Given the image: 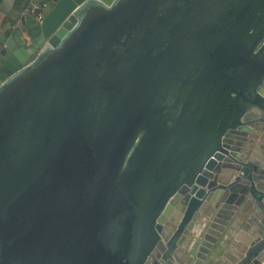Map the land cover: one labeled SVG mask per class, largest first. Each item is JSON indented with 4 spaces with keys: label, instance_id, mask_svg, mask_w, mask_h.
Listing matches in <instances>:
<instances>
[{
    "label": "water",
    "instance_id": "water-1",
    "mask_svg": "<svg viewBox=\"0 0 264 264\" xmlns=\"http://www.w3.org/2000/svg\"><path fill=\"white\" fill-rule=\"evenodd\" d=\"M52 1L0 23V264H203L233 215L215 264H263L264 176L229 189L262 171L264 134L237 151L264 127V0Z\"/></svg>",
    "mask_w": 264,
    "mask_h": 264
},
{
    "label": "flooded vegetation",
    "instance_id": "flooded-vegetation-1",
    "mask_svg": "<svg viewBox=\"0 0 264 264\" xmlns=\"http://www.w3.org/2000/svg\"><path fill=\"white\" fill-rule=\"evenodd\" d=\"M47 1V0H46ZM48 2V1H47ZM49 3V2H48ZM49 6H50V4H49ZM24 8V7H23ZM22 8V9H23ZM260 88H262V86H260ZM249 119H251L252 121H251V123L253 124V125H264V116H262V114H255L254 116H251V117H249ZM262 134H264V127H263V129H262V131H260L258 128H256V127H252V130L249 132V135L250 136H248L245 140L246 141H243V143L244 144H253V143H251V142H255L256 140H258V143L260 142V138L262 137ZM250 145V146H251ZM245 145H242L240 148H246V147H244ZM250 149V148H249ZM237 153H240L241 155H248V157H250V154H251V152H250V154H248V152H244V151H241V149L239 150V151H237ZM246 153V154H245ZM262 158L264 157V154L263 155H260ZM248 157H244V156H241V157H236V160L237 161H234V163L235 164H240L241 166H242V162H247L248 161ZM261 158V159H262ZM258 161H260L261 162V169L260 170H262V171H258L257 173H255V171H253V169H251V171L249 172V174H251L250 175V179L247 181V183H246V186L249 188L248 189V194L250 193V187H251V181H253L252 180V178H253V175L255 174L256 176H258V175H262V176H264V173H262L263 171H264V159L263 160H260V159H258ZM233 163V164H234ZM263 166V167H262ZM235 173H237V171L235 172ZM234 180V178L233 179H231V181H233ZM260 182H262V183H260ZM264 183V180H262L261 178L259 179V177H258V180H255V181H253V183L252 184H254V185H256V188H254L255 190L253 191V192H258V193H260V192H263V187H262V185H264L263 184ZM213 191V193H212V196L213 195H215L216 194V189H214V190H212ZM252 193V192H251ZM227 194H228V192H223L220 196H219V199L216 201V204H215V206H218V204H220V203H222L223 201H224V198L225 197H227ZM229 194H233V192H232V190L230 189L229 190ZM247 194V195H248ZM239 195H240V197H242L243 195L241 194V193H239ZM252 195H253V193H252ZM246 198L247 197H245V199L243 200V201H245L246 200ZM244 202H242L241 204H243ZM234 205V204H233ZM239 206H242V205H239ZM237 207L236 209V211H234L235 213H237L238 212V210H240V207ZM250 212V211H249ZM248 211L247 212H245L244 213V215H248V213H249ZM232 218H242V217H238V216H235V215H233L232 216ZM200 223L198 222V224L196 225H194V227H193V229H192V231L190 232V233H188V235H187V237H189V236H191L192 237V239L191 240H186L185 241V243H184V248H183V251L182 252H184L183 253V255H182V257L181 258H185L186 256H188L189 254H190V251H191V249L193 248V246L196 244V242H197V240L199 239V237H200V234H201V230L204 228V226L206 225V223H202V225H201V228H198L200 225H199ZM194 232H196L195 234H194ZM218 239V238H217ZM187 241H189V242H187ZM228 246H230V245H227V247ZM227 247H226V249H227ZM225 251V250H224ZM209 255V254H208Z\"/></svg>",
    "mask_w": 264,
    "mask_h": 264
},
{
    "label": "rangeland",
    "instance_id": "rangeland-1",
    "mask_svg": "<svg viewBox=\"0 0 264 264\" xmlns=\"http://www.w3.org/2000/svg\"><path fill=\"white\" fill-rule=\"evenodd\" d=\"M260 131H262V129ZM257 146H258V140L253 142L248 154H250V152H252L254 148ZM238 174L239 173L237 171V173L234 174V179L237 178ZM246 220L247 219L244 217L232 218L230 220V222L226 225L225 230L221 233V235L214 243V246L212 247L207 258L204 260L203 264H215L218 261L219 257L223 254L224 250H226L227 245H230L231 240H233L234 236L236 235L238 230L242 227V225L246 222Z\"/></svg>",
    "mask_w": 264,
    "mask_h": 264
},
{
    "label": "bare ground",
    "instance_id": "bare-ground-1",
    "mask_svg": "<svg viewBox=\"0 0 264 264\" xmlns=\"http://www.w3.org/2000/svg\"><path fill=\"white\" fill-rule=\"evenodd\" d=\"M247 136V135H246ZM259 158H262V157H259ZM262 189L264 190V185H262ZM230 190V189H229ZM232 190V192H233V194H235L236 195V197L237 198H239V199H242L244 196H246L247 194H248V191H243V192H240L241 190H242V188H240V187H238V186H236L235 188H233V189H231ZM239 193H241L243 196H242V198L240 197V195H239ZM231 205H233V204H231ZM227 207V206H226ZM226 209V208H225ZM223 210L222 211V215H220L219 217H217L216 218V220H214V221H211V223H213V226L212 227H209V229H210V231H208V233L207 234H209L208 236L209 237H211L212 235H213V233L214 232H216V231H219L217 228H218V226H220V225H223V222H221L220 223V220H223V221H227L229 218H225V216H231V215H233L232 213H235L234 211H236V210H234V208H230L229 209V211H227V210ZM248 211V210H247ZM247 211H245V212H247ZM245 212H243V214L245 213ZM249 212V211H248ZM230 214V215H229ZM257 220H258V218H257ZM229 222V220L227 221V223ZM253 223H254V225H257V223H256V221H253ZM225 227H226V225H225ZM251 229H253V226L251 227ZM247 236H250L249 235V231H246L245 233H242V234H240V236H239V238L240 239H238L237 240V242H240L241 244H245L244 243V241L246 240V238H247ZM259 236V235H258ZM255 237V236H254ZM259 238H260V236H259ZM243 246V245H242ZM243 248V247H242ZM245 248V247H244ZM247 248V247H246ZM236 252L234 251V250H230L229 252H228V254L226 255V257H224L223 259L227 262V263H230V258L235 254ZM263 257H264V254H263ZM196 258V257H195ZM194 258V259H195ZM255 259H257L258 261L259 260H261V258H258V257H256Z\"/></svg>",
    "mask_w": 264,
    "mask_h": 264
},
{
    "label": "built area",
    "instance_id": "built-area-1",
    "mask_svg": "<svg viewBox=\"0 0 264 264\" xmlns=\"http://www.w3.org/2000/svg\"><path fill=\"white\" fill-rule=\"evenodd\" d=\"M49 8V3L46 0L29 2L24 6L22 13L31 16L40 23L44 19Z\"/></svg>",
    "mask_w": 264,
    "mask_h": 264
},
{
    "label": "crops",
    "instance_id": "crops-1",
    "mask_svg": "<svg viewBox=\"0 0 264 264\" xmlns=\"http://www.w3.org/2000/svg\"><path fill=\"white\" fill-rule=\"evenodd\" d=\"M40 0H0V23L8 15L15 11H21L22 8L29 2H36ZM51 6L52 0H47Z\"/></svg>",
    "mask_w": 264,
    "mask_h": 264
},
{
    "label": "trees",
    "instance_id": "trees-1",
    "mask_svg": "<svg viewBox=\"0 0 264 264\" xmlns=\"http://www.w3.org/2000/svg\"><path fill=\"white\" fill-rule=\"evenodd\" d=\"M41 1V0H40Z\"/></svg>",
    "mask_w": 264,
    "mask_h": 264
}]
</instances>
